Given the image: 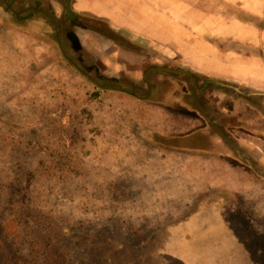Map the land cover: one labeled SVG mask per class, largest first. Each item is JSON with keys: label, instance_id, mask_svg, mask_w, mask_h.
I'll use <instances>...</instances> for the list:
<instances>
[{"label": "rangeland", "instance_id": "374dc122", "mask_svg": "<svg viewBox=\"0 0 264 264\" xmlns=\"http://www.w3.org/2000/svg\"><path fill=\"white\" fill-rule=\"evenodd\" d=\"M11 2L24 13L0 0V264H264L261 198L253 229L154 233L210 188L189 166L203 160L139 145L138 101L91 82L58 32L67 2L96 18L111 3L155 54L264 95V0Z\"/></svg>", "mask_w": 264, "mask_h": 264}, {"label": "crops", "instance_id": "0c3cea01", "mask_svg": "<svg viewBox=\"0 0 264 264\" xmlns=\"http://www.w3.org/2000/svg\"><path fill=\"white\" fill-rule=\"evenodd\" d=\"M116 9L108 3L106 13L100 8L96 15L120 26L119 17L112 13ZM133 58L114 50L110 62L119 73H126L125 64L136 63ZM187 69L199 77L196 88L175 75L161 74L150 100L135 99L139 104L135 133L139 145L157 153L203 160L189 166L202 171L210 188L196 195L184 218L154 233L209 234V227L223 218H236L253 229L257 223L251 212L258 211L260 198L264 202V95L236 80ZM128 74L138 76L135 71ZM209 167L217 172L209 173Z\"/></svg>", "mask_w": 264, "mask_h": 264}, {"label": "flooded vegetation", "instance_id": "af4514ba", "mask_svg": "<svg viewBox=\"0 0 264 264\" xmlns=\"http://www.w3.org/2000/svg\"><path fill=\"white\" fill-rule=\"evenodd\" d=\"M58 32L62 46L65 45V49L70 52L71 49L75 51L76 56L72 59L64 52L68 60L91 82L100 87H110V90H116L137 100L151 99L156 87L155 83L161 74L175 75L188 81L192 88L197 87L199 81L197 73L174 59L170 60L165 56L167 54L160 51L161 54H155L153 50L155 48L152 47L154 43L143 38L138 39L129 32L125 33L106 20L75 14L68 2L65 5L63 18L60 19ZM95 49L101 54L96 55V59L92 61L94 54L91 52H95ZM114 50L120 53L127 52L136 59L134 60L136 63L125 64L126 73L124 71L119 73L110 62ZM108 67H110V78L104 76L108 73ZM158 68L172 71H162ZM129 71L138 72V76L129 75ZM218 81L223 84L221 79Z\"/></svg>", "mask_w": 264, "mask_h": 264}, {"label": "water", "instance_id": "95a60500", "mask_svg": "<svg viewBox=\"0 0 264 264\" xmlns=\"http://www.w3.org/2000/svg\"><path fill=\"white\" fill-rule=\"evenodd\" d=\"M3 1H4V4H5L6 8H8V10H10V11H11L12 13H14L15 15L19 16V15H21L22 13H24V11H22V12H16V11L14 10V8L12 7V2H11V0H3ZM30 10L37 11V12H40V13L44 14L47 18H49V19L51 20V22L54 24V26L57 27V24H56V21H55V19H54V16H53L52 14H50L49 12H46V11L40 9V8H30ZM59 44H60V46H61V48H62V44H61L60 39H59ZM62 50H63V49H62ZM64 55H65V53H64ZM65 56H66V55H65ZM66 57H67V56H66ZM158 70L169 71V72L172 71V70H168V69H164V68H158Z\"/></svg>", "mask_w": 264, "mask_h": 264}]
</instances>
